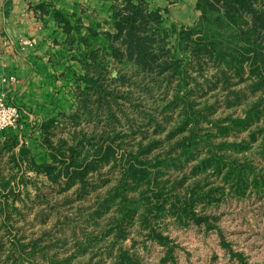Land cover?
<instances>
[{
	"label": "rangeland",
	"instance_id": "374dc122",
	"mask_svg": "<svg viewBox=\"0 0 264 264\" xmlns=\"http://www.w3.org/2000/svg\"><path fill=\"white\" fill-rule=\"evenodd\" d=\"M220 19L225 48L239 49ZM201 34L169 35L160 51L182 58L184 78L100 53L89 71L102 86L81 112L72 100L43 132L18 106L30 125L0 153V264H264V83L252 73L264 58L248 53L239 75L195 56ZM51 162L57 180L37 167Z\"/></svg>",
	"mask_w": 264,
	"mask_h": 264
},
{
	"label": "crops",
	"instance_id": "0c3cea01",
	"mask_svg": "<svg viewBox=\"0 0 264 264\" xmlns=\"http://www.w3.org/2000/svg\"><path fill=\"white\" fill-rule=\"evenodd\" d=\"M133 1L158 9L166 29L195 27L203 17L202 0ZM124 3L126 0H0V80L8 79L3 87L5 99L25 110L24 121L37 116L44 132L72 100H77L75 115L76 110L89 106L82 96L88 93V82L97 80L89 68L100 61L90 53L111 52V36L117 32L113 13ZM89 93L96 100L98 92ZM93 102L95 115L97 103ZM29 125L24 122L0 129V153L7 144L22 147L21 135ZM33 142L31 151L44 157L46 145L41 139Z\"/></svg>",
	"mask_w": 264,
	"mask_h": 264
},
{
	"label": "trees",
	"instance_id": "16d2710c",
	"mask_svg": "<svg viewBox=\"0 0 264 264\" xmlns=\"http://www.w3.org/2000/svg\"><path fill=\"white\" fill-rule=\"evenodd\" d=\"M262 1L202 0L199 6L203 11V17L198 25L180 30L175 27L164 30L161 26L163 22L162 14L158 9H150L144 2L136 3L133 0H126V3L123 6H118L113 13L117 32L111 36L114 42L111 52H102V54L108 53L114 58L126 59L152 72L171 70L173 73H177L184 78L187 74V68L182 63H179L182 58H176L174 55L171 61L163 60L164 62H162L160 61V51L167 50L165 41L169 35H177L181 41L182 37L189 40L194 33L202 32L201 37L197 41L198 46L195 45V48H192L195 56L209 55L211 57V55H214L218 61L223 62L226 58V61L230 60V64L232 65L230 66L240 74V69L247 59L248 53L252 54L254 58L259 56L264 58V49L263 47L261 49L260 45V41L264 36V8L260 6ZM213 11L218 13L217 16L219 18L210 19V16L208 17V14ZM223 17L231 25L235 26L237 36L234 35L233 37L235 39L240 37L241 39L242 44L237 50L225 48L220 32L222 30V19L220 18ZM204 21L207 23L202 24ZM211 29H213L212 34L210 33ZM167 30L169 31L167 32ZM189 50V53L192 54V50ZM99 54L100 51L95 50L90 53V57L97 58ZM252 73H259L258 75L261 76V80L254 85L259 87L264 83V69H261V67L256 68ZM101 86L98 80L88 82V89L92 88L98 91L97 89H100ZM52 121L51 119L50 122ZM187 122L185 120V123ZM76 151V146L70 148L69 157L72 161H74ZM37 167L42 168L52 180H57L61 174V167L55 164V162L49 164L42 163L37 165ZM78 170L79 167H76L74 175H81L80 177L82 178L85 173L78 172ZM143 170H145L143 167L131 163L126 170V174L130 172L133 178L139 180L145 175Z\"/></svg>",
	"mask_w": 264,
	"mask_h": 264
},
{
	"label": "built area",
	"instance_id": "2783aa9c",
	"mask_svg": "<svg viewBox=\"0 0 264 264\" xmlns=\"http://www.w3.org/2000/svg\"><path fill=\"white\" fill-rule=\"evenodd\" d=\"M7 80L8 79L5 77L0 80V129L16 126L22 118L20 108L16 104L9 103L5 99L3 87Z\"/></svg>",
	"mask_w": 264,
	"mask_h": 264
}]
</instances>
